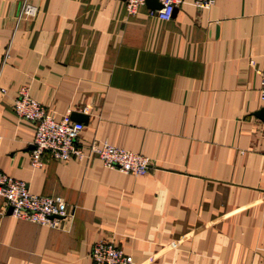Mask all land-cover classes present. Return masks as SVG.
Returning <instances> with one entry per match:
<instances>
[{
	"label": "crops",
	"instance_id": "crops-1",
	"mask_svg": "<svg viewBox=\"0 0 264 264\" xmlns=\"http://www.w3.org/2000/svg\"><path fill=\"white\" fill-rule=\"evenodd\" d=\"M29 1L18 19L22 0H0V172L66 215L41 226L0 198V264H94L99 240L130 264H264V0H186L169 20L124 0ZM24 85L56 119L87 115L86 152L107 141L151 167L49 154L32 167L34 127L13 111Z\"/></svg>",
	"mask_w": 264,
	"mask_h": 264
},
{
	"label": "built area",
	"instance_id": "built-area-1",
	"mask_svg": "<svg viewBox=\"0 0 264 264\" xmlns=\"http://www.w3.org/2000/svg\"><path fill=\"white\" fill-rule=\"evenodd\" d=\"M161 7L148 8L150 16L169 20L178 3L186 0H157ZM198 8H209L214 0H189ZM128 14H135L145 0H124ZM37 7L29 0H22L18 19L32 17ZM4 91V89H0ZM260 99L264 103V72L260 77ZM14 114L19 120L28 122L34 127L32 148L29 162L32 167L44 164V155L53 159L66 161L70 158L82 160L85 157H96L102 164L120 172L133 175L145 174L151 167L149 157L136 151L115 146L107 141L91 143L86 148L78 144L84 124L74 121L69 114L56 119L44 105L30 95L29 86L24 85L18 91L13 103ZM0 198L11 208V215L28 220L41 226L56 227L60 217L66 215V204L60 196H43L30 192L27 184L12 176L0 172ZM89 256L94 264H130V255L111 240H99L92 244Z\"/></svg>",
	"mask_w": 264,
	"mask_h": 264
},
{
	"label": "water",
	"instance_id": "water-1",
	"mask_svg": "<svg viewBox=\"0 0 264 264\" xmlns=\"http://www.w3.org/2000/svg\"><path fill=\"white\" fill-rule=\"evenodd\" d=\"M145 5L148 8L155 9L160 8L161 5L157 0H145ZM254 116H256L258 119L262 120L264 122V105L259 108L257 111L254 112ZM72 120L74 121H85L87 119V115L81 113V112H72L71 116ZM8 212L11 213V208H8Z\"/></svg>",
	"mask_w": 264,
	"mask_h": 264
}]
</instances>
